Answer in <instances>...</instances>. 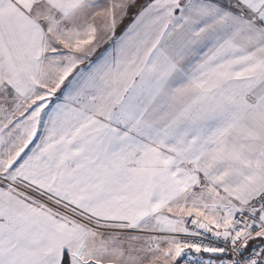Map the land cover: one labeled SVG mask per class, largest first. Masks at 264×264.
<instances>
[{
    "label": "snow or ice",
    "instance_id": "snow-or-ice-1",
    "mask_svg": "<svg viewBox=\"0 0 264 264\" xmlns=\"http://www.w3.org/2000/svg\"><path fill=\"white\" fill-rule=\"evenodd\" d=\"M0 264H264V0H0Z\"/></svg>",
    "mask_w": 264,
    "mask_h": 264
}]
</instances>
